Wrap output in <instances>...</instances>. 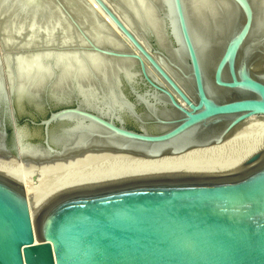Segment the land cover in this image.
<instances>
[{
    "label": "water",
    "instance_id": "95a60500",
    "mask_svg": "<svg viewBox=\"0 0 264 264\" xmlns=\"http://www.w3.org/2000/svg\"><path fill=\"white\" fill-rule=\"evenodd\" d=\"M149 1L159 28L131 15L123 0H75L115 46L98 42L68 0H0V154L18 159L22 149L42 150L46 160L109 150L158 159L221 144L264 116V30L256 33L262 4L218 0L233 15L202 40L187 0ZM46 8L69 27L72 43L58 32L48 43L40 32L27 44V25L44 23ZM12 25L24 29L6 42ZM46 52L133 64L110 71L107 83L91 70V98L75 76L57 87L52 57L47 76L18 71L16 57ZM30 110L40 119L27 117ZM0 264H264V148L228 172L162 171L29 188L0 173Z\"/></svg>",
    "mask_w": 264,
    "mask_h": 264
},
{
    "label": "bare ground",
    "instance_id": "6f19581e",
    "mask_svg": "<svg viewBox=\"0 0 264 264\" xmlns=\"http://www.w3.org/2000/svg\"><path fill=\"white\" fill-rule=\"evenodd\" d=\"M71 7L78 13L79 18L88 24L90 33L96 37L100 43L118 45L115 38L111 37L105 27L96 23L93 14L86 9L77 6L75 0H68ZM127 5L130 14L138 19H145L154 28H159L157 15L150 5L149 0H123ZM190 7V16L195 31L200 34L202 40H209L211 26H222L225 20L233 15V7L224 1L218 0H187ZM47 2V1H46ZM262 4V11L259 14L256 33L264 30V0H254ZM20 10L25 7L22 3ZM30 9V8H29ZM37 9V8H35ZM35 9H32L33 11ZM29 12H31L29 10ZM45 17L49 18L44 23H30L27 25L30 30V40L27 44H34L37 35L42 32L48 43L54 41L58 32L62 43H72V34L69 27L62 22L55 10L42 9ZM48 14V15H47ZM126 17V15H125ZM36 16H31V21L36 20ZM52 18V19H51ZM128 17H126L127 19ZM128 20V19H127ZM21 24V23H20ZM261 28V30H260ZM24 29L22 25H12L5 28L4 40L12 41L13 34H19ZM158 36L162 34L156 29ZM56 34V35H55ZM8 44V43H7ZM49 57L54 58V62L60 71V80L57 87H65L69 78L75 76L79 82L86 87V94L94 98V83L90 78V71L96 72L102 81L110 82L106 77L113 69L128 68L133 63L111 64L93 53L79 52H51L31 53L16 57L18 71L28 75L50 74V68L45 63ZM107 75V76H105ZM159 79V78H158ZM165 84L164 81L159 79ZM89 87V88H88ZM112 89H109L111 96ZM112 97V96H111ZM117 103L115 97L110 100ZM264 148V116L252 117L243 123L231 137L221 144L195 148L180 155H167L158 159H147L139 156L119 153L109 150H86L70 153L63 158L42 159V150L22 149L20 157L5 156L0 154V173H3L24 184V188L31 186L51 184L74 179L104 177L117 175L142 174L162 171H192V172H228L240 168L247 159L254 153Z\"/></svg>",
    "mask_w": 264,
    "mask_h": 264
},
{
    "label": "flooded vegetation",
    "instance_id": "af4514ba",
    "mask_svg": "<svg viewBox=\"0 0 264 264\" xmlns=\"http://www.w3.org/2000/svg\"><path fill=\"white\" fill-rule=\"evenodd\" d=\"M29 113H28V115H26L27 117H33V118H35L36 120H39L40 119V117L42 116V115H40V117H37V116H35L33 113H32V111L30 110V111H28ZM26 116H24V115H20V120H21V123H23V120L26 118ZM128 126L130 127V128H134V129H137V127L134 125V124H132V123H128Z\"/></svg>",
    "mask_w": 264,
    "mask_h": 264
},
{
    "label": "rangeland",
    "instance_id": "374dc122",
    "mask_svg": "<svg viewBox=\"0 0 264 264\" xmlns=\"http://www.w3.org/2000/svg\"><path fill=\"white\" fill-rule=\"evenodd\" d=\"M30 133L32 135L31 139L33 142L39 141L37 131L34 128H30Z\"/></svg>",
    "mask_w": 264,
    "mask_h": 264
}]
</instances>
